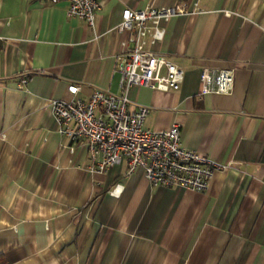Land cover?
Returning <instances> with one entry per match:
<instances>
[{"label":"crops","instance_id":"0c3cea01","mask_svg":"<svg viewBox=\"0 0 264 264\" xmlns=\"http://www.w3.org/2000/svg\"><path fill=\"white\" fill-rule=\"evenodd\" d=\"M96 2L87 26L64 13L66 0H0L6 264H264V0ZM148 6L174 9L145 48L182 80L172 91L131 86L127 107L146 106L151 131L176 123L181 146L225 164L204 192L152 186L122 164L89 171L84 146L56 131L47 103L68 99V84L80 98L118 93L115 56L126 36L113 26L123 8ZM201 68L231 69L230 93L200 95Z\"/></svg>","mask_w":264,"mask_h":264},{"label":"built area","instance_id":"2783aa9c","mask_svg":"<svg viewBox=\"0 0 264 264\" xmlns=\"http://www.w3.org/2000/svg\"><path fill=\"white\" fill-rule=\"evenodd\" d=\"M97 9L96 0H66L64 13L92 26ZM173 12L174 9L167 6L120 10L119 21L113 29L126 37L119 41L121 49L115 56L118 93L93 89L87 97L80 98L78 85L68 84V99L50 98L47 103L56 131L66 137L70 145L84 146L89 171L103 172L122 164L125 174L140 171L152 186H181L204 192L209 189L214 174L226 168L225 164L181 146L176 123L160 131L144 128L142 121L148 108L142 105L128 108L124 94L134 85L159 91L178 88L182 70L162 54L145 48L147 43L161 38L162 28L158 23ZM197 80L200 95L228 94L232 71L201 68ZM25 81L22 77L18 86Z\"/></svg>","mask_w":264,"mask_h":264},{"label":"trees","instance_id":"16d2710c","mask_svg":"<svg viewBox=\"0 0 264 264\" xmlns=\"http://www.w3.org/2000/svg\"><path fill=\"white\" fill-rule=\"evenodd\" d=\"M0 264H6L5 258L0 254Z\"/></svg>","mask_w":264,"mask_h":264}]
</instances>
